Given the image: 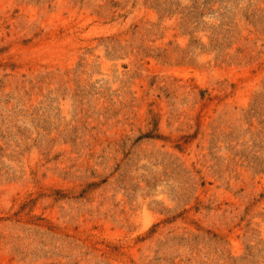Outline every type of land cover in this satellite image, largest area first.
I'll return each mask as SVG.
<instances>
[{
	"label": "rangeland",
	"instance_id": "obj_1",
	"mask_svg": "<svg viewBox=\"0 0 264 264\" xmlns=\"http://www.w3.org/2000/svg\"><path fill=\"white\" fill-rule=\"evenodd\" d=\"M0 264H264V0H0Z\"/></svg>",
	"mask_w": 264,
	"mask_h": 264
}]
</instances>
